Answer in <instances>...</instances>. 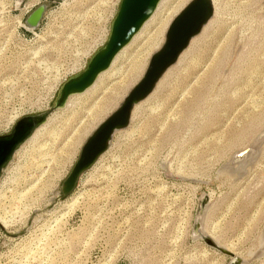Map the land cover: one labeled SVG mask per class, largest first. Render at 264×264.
Here are the masks:
<instances>
[{"label": "rangeland", "instance_id": "1", "mask_svg": "<svg viewBox=\"0 0 264 264\" xmlns=\"http://www.w3.org/2000/svg\"><path fill=\"white\" fill-rule=\"evenodd\" d=\"M119 2L0 0V135L51 109L65 79L105 43ZM40 4L32 33L20 25ZM213 12L67 197L61 184L84 142L142 77L167 30L124 92L110 89L122 57L97 91L51 112L0 175V235L34 240L40 264H229L195 236L208 197L199 231L264 264V144L245 172L230 164L264 129V0H213ZM215 201L219 214L207 221Z\"/></svg>", "mask_w": 264, "mask_h": 264}, {"label": "water", "instance_id": "2", "mask_svg": "<svg viewBox=\"0 0 264 264\" xmlns=\"http://www.w3.org/2000/svg\"><path fill=\"white\" fill-rule=\"evenodd\" d=\"M160 0H120L117 12L110 24L108 37L104 44L87 59L83 70L69 76L58 88L50 110L36 115L20 118L12 129L0 135V175L9 164L13 155L30 138L33 132L44 124L53 110L63 108L67 100L83 93L97 79V76L109 68L116 54L126 46L140 30L143 23L152 15ZM21 2L15 5L19 7ZM46 5L40 4L27 13L20 26L35 33L40 26ZM213 15L211 0H191L173 18L165 33L164 42L154 52L147 67L139 79L124 96L119 106L111 112L87 137L78 159L61 184L60 192L67 197L75 189L83 172L88 170L97 159L107 151L115 132L125 129L130 122L135 105L143 101L155 88L158 81L177 63L179 56L187 49L190 41L198 36ZM247 150L237 154L242 156ZM208 197L200 203V211L196 219V233L208 247L228 256L229 264H247L246 261L234 256L219 246L209 236L199 231V217L203 214Z\"/></svg>", "mask_w": 264, "mask_h": 264}, {"label": "bare ground", "instance_id": "3", "mask_svg": "<svg viewBox=\"0 0 264 264\" xmlns=\"http://www.w3.org/2000/svg\"><path fill=\"white\" fill-rule=\"evenodd\" d=\"M18 3H19V1H17V4ZM183 3H184V0H160L158 2L157 6H156V8L154 10V12L143 23V25L141 26L140 30L133 36V38L130 40V42L126 46H124L116 54V56L114 57V59L112 60V62L110 64L109 68L106 69L105 71L101 72L97 76V79L95 80V82L88 89H86L83 93H89V92L91 93L93 91H97V89H98L97 83L103 77H105V76H110V77L111 76H115L117 74V71L115 70L116 67L118 66L117 63L122 59V57L127 62V64H126L127 66L122 71L124 73H122L120 75L118 74V76L115 77L116 79H118V82L114 83V85H112L110 87V89H111V91H112V93L114 95H117L120 91L124 92L131 85V83L136 80V78L138 77V75L141 73V71L143 69V66H144V63H145V60H146L147 56L149 55L150 51L154 47H156L158 45V38L163 34L164 31L167 30L168 25L170 24V22L180 12V10H182ZM211 3H212V6H213V0H211ZM213 17H214V12H213L212 17L209 19V21L203 27V29H202V31L200 32L199 35H201L203 33V31L205 30V28L207 27V25L213 20ZM198 36H196L195 38H197ZM195 38H193L190 41L189 45L191 44V42ZM189 45H188L187 49H185L182 52V54L179 56L176 64H178V62L180 61V59L183 56V54H185V52L188 50ZM127 51H129V52L127 54H125ZM126 62L123 63V66L125 65ZM171 68L168 69L166 71V73L169 72L171 70ZM164 75L162 76V78L164 77ZM160 80L156 84L155 88L158 86ZM101 84L103 85V83H101ZM155 88H154V90L143 101H145L155 91ZM99 89H102V90H106L107 91L109 89V87L108 88L107 87H101V88L99 87ZM118 90H120V91L118 92ZM83 93H81V94H83ZM143 101H141L140 103H142ZM140 103H138L137 105H135L134 108H133V110ZM95 108H97V110H98L97 112L98 113L99 112L101 113L104 110V108L106 109L105 104H102V103H99L98 105H96ZM133 110H132V112H133ZM45 125H46V123H44L40 127H38L33 132V134L30 136V138L21 147H23L28 142H30L31 140H33L35 138L36 134ZM263 144H264V129L255 138V140L253 141V143L251 144V146H249L248 148L245 149V150H247V152L245 154H243L242 156H237V155L234 156V159H232V161H231L230 164H232V165L233 164H237V167L239 168L238 170L241 169L240 170V173L242 171L245 172L246 168H244V167H246L247 165H250L251 166L252 163L255 162V160L257 159L258 154H259L261 148H263L262 147ZM5 210H6V208H5ZM0 219H1L0 221L2 223L3 222H4V224L6 223L5 219L2 216L0 217ZM199 229H200V226H199ZM195 236L197 238H199L198 233H195ZM212 240H213V238H212ZM213 241H215V243H217L219 246H221L224 249H226L229 252H231L234 256L239 257L238 255H236L235 253H233V251L231 249L225 248L224 246L220 245L215 239ZM239 258H241V257H239Z\"/></svg>", "mask_w": 264, "mask_h": 264}, {"label": "built area", "instance_id": "4", "mask_svg": "<svg viewBox=\"0 0 264 264\" xmlns=\"http://www.w3.org/2000/svg\"><path fill=\"white\" fill-rule=\"evenodd\" d=\"M33 6H29L25 13ZM0 264H40L34 240L19 235H0Z\"/></svg>", "mask_w": 264, "mask_h": 264}, {"label": "crops", "instance_id": "5", "mask_svg": "<svg viewBox=\"0 0 264 264\" xmlns=\"http://www.w3.org/2000/svg\"><path fill=\"white\" fill-rule=\"evenodd\" d=\"M223 204V203H222ZM219 203L215 201V203L211 206V208H209L206 212V219L207 221L209 220H213L216 218V214L218 213L219 214Z\"/></svg>", "mask_w": 264, "mask_h": 264}]
</instances>
